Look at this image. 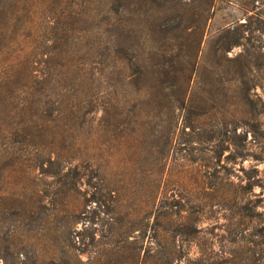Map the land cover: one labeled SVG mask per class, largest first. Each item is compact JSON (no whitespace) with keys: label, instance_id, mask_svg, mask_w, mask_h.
Returning <instances> with one entry per match:
<instances>
[{"label":"rangeland","instance_id":"obj_1","mask_svg":"<svg viewBox=\"0 0 264 264\" xmlns=\"http://www.w3.org/2000/svg\"><path fill=\"white\" fill-rule=\"evenodd\" d=\"M131 1V55L198 63L187 103L54 80L48 106L74 111L0 114V264H264V0ZM232 27L229 62L216 48Z\"/></svg>","mask_w":264,"mask_h":264},{"label":"trees","instance_id":"obj_2","mask_svg":"<svg viewBox=\"0 0 264 264\" xmlns=\"http://www.w3.org/2000/svg\"><path fill=\"white\" fill-rule=\"evenodd\" d=\"M132 2L108 0L99 14H93L97 8L78 9L64 5V0H0L2 117L40 118L74 111V107L64 105L58 108L48 106L50 84L54 80L61 84L63 91L71 80L80 84L102 82L110 87L122 80L130 88L137 89L136 96H146L151 100L155 96V86L160 85L156 92L170 96L175 108L186 105L187 93L198 63L196 66L189 64L190 68L180 63L171 64L173 68L169 70L166 63L159 62L150 64L155 67L151 71L145 60L131 55L135 40L128 30L129 20H122L117 15L128 13ZM93 30L97 31L99 38L98 43L91 48L84 44V39ZM221 34L223 37L216 51L226 61L233 62L228 53L234 47L243 45L241 31L235 27L225 28ZM135 59L141 63L138 69H135ZM234 60H240V57ZM221 65L216 66L214 75L223 72L221 69L224 65ZM92 105L93 101H90V107ZM138 107L134 105L132 109ZM94 111L92 106L88 113ZM19 125L26 126L27 122Z\"/></svg>","mask_w":264,"mask_h":264}]
</instances>
